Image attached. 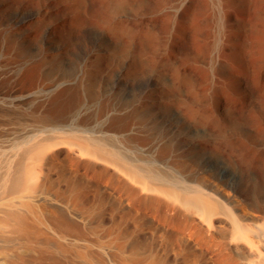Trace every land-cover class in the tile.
Masks as SVG:
<instances>
[{
    "label": "bare ground",
    "instance_id": "6f19581e",
    "mask_svg": "<svg viewBox=\"0 0 264 264\" xmlns=\"http://www.w3.org/2000/svg\"><path fill=\"white\" fill-rule=\"evenodd\" d=\"M0 264H264V0H0Z\"/></svg>",
    "mask_w": 264,
    "mask_h": 264
},
{
    "label": "rangeland",
    "instance_id": "374dc122",
    "mask_svg": "<svg viewBox=\"0 0 264 264\" xmlns=\"http://www.w3.org/2000/svg\"><path fill=\"white\" fill-rule=\"evenodd\" d=\"M91 34V33H90ZM92 35H93V33H92Z\"/></svg>",
    "mask_w": 264,
    "mask_h": 264
}]
</instances>
